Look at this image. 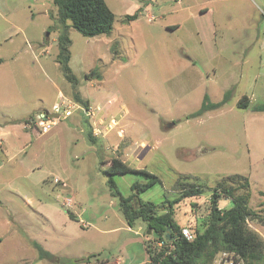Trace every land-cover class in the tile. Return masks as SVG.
Masks as SVG:
<instances>
[{"label": "rangeland", "instance_id": "1", "mask_svg": "<svg viewBox=\"0 0 264 264\" xmlns=\"http://www.w3.org/2000/svg\"><path fill=\"white\" fill-rule=\"evenodd\" d=\"M104 2L114 15L109 35L68 32L74 88L56 63L52 0H0V264H147L146 227H128L109 179L127 198L150 178L103 174L113 158L159 178L138 194L157 205L178 196L179 177H199L203 193L175 207L183 228L205 216L210 194L231 175L248 179L249 207L264 217V112L235 106L255 76L264 82V0ZM175 22L179 29L165 31ZM47 40L35 60L37 42ZM232 88L223 106L189 117L204 96L218 103ZM58 89L72 102L79 92L93 118L74 109L46 134L26 129L37 108L67 100ZM94 122L107 131L91 142ZM250 227L263 239L264 226ZM34 244L51 256L40 259Z\"/></svg>", "mask_w": 264, "mask_h": 264}, {"label": "trees", "instance_id": "2", "mask_svg": "<svg viewBox=\"0 0 264 264\" xmlns=\"http://www.w3.org/2000/svg\"><path fill=\"white\" fill-rule=\"evenodd\" d=\"M52 3L57 8L56 21L59 31L58 53L55 59L64 79L75 88L78 83L69 67L71 58L69 30L74 29L87 38L106 36L112 30L114 15L104 0H52ZM137 15L138 13L128 16V19H135ZM90 73H95V70ZM229 96L230 91H227L218 103H211L208 97L204 96L200 108L189 117H198L207 111L220 108L228 101ZM73 99L75 103L88 108V102L83 101L79 92L73 95ZM247 107L248 99L243 96L237 102L236 108ZM252 110L264 112V105L254 106ZM26 122L27 119L24 123ZM87 134L93 142L92 132L89 131ZM102 172L109 177L143 172L150 178L146 184H134L133 194L127 198L119 195L112 180L109 179L110 188L113 190L111 194L119 197V209L128 227H133L136 222H141L146 227L145 235L148 240L144 246L147 264H212L216 254L222 251L234 252L244 264H264V240L250 227L252 223L264 226V217L249 207V181L245 176L224 177L225 181L218 183L209 196L205 216L183 228L175 221V207L183 200L198 197L203 193L199 177L189 175L179 177L172 185V191L178 193V196L157 205L139 200L138 194L159 183L158 177L142 170H134L117 158L111 159ZM236 192L241 193L235 194ZM260 195L264 196V192ZM221 199L230 200L231 207L220 208ZM182 229L190 231L192 240H187L182 235ZM159 243L163 245L158 246ZM34 247L38 250L40 259L51 256L39 245L34 244Z\"/></svg>", "mask_w": 264, "mask_h": 264}, {"label": "built area", "instance_id": "3", "mask_svg": "<svg viewBox=\"0 0 264 264\" xmlns=\"http://www.w3.org/2000/svg\"><path fill=\"white\" fill-rule=\"evenodd\" d=\"M74 109H78L81 111L83 117L93 118L94 112L91 111L90 108H85L82 105H79L70 100L62 101L61 104H54L51 112H43L40 115H36V117H30L27 119V122L24 123L26 129L34 130L39 132L40 134L48 133L52 126L55 125L57 121L64 120L72 115V111ZM102 124L96 125L93 123L92 133L93 135L105 134L107 129L100 130ZM182 235L187 240H192V235L187 229H182ZM163 243H159L158 246H162ZM212 264H244V261L236 255L234 252L222 251L216 254Z\"/></svg>", "mask_w": 264, "mask_h": 264}, {"label": "crops", "instance_id": "4", "mask_svg": "<svg viewBox=\"0 0 264 264\" xmlns=\"http://www.w3.org/2000/svg\"><path fill=\"white\" fill-rule=\"evenodd\" d=\"M178 2L179 1H177V3L176 4H178ZM207 2L208 1H204V2H202L200 5H199V7H198V11H199V13L201 14L202 12H204V13H207L208 12V9H207ZM180 10H182V9H176L175 11H180ZM165 27V31H168V32H173V31H175V30H177V29H179V27H180V24H178V23H170V24H167V25H165L164 26ZM55 42H57V40H55ZM48 40L46 41V42H44V41H42V43H41V45H38V42H37V53L36 54H34V59L36 60V58H38V57H40L41 55H42V53L43 54H45V53H47V50H45V48H42V47H40V46H48ZM259 49H260V51H261V53H260V55H259V67H260V70L262 69V68H264V35H262L261 36V38H260V42H259ZM57 63V62H56ZM3 64V59L2 58H0V66ZM2 79H4V76H3V74H2V77H1ZM258 81V78H257V76H255L253 79H252V81H251V84H250V86H248V88L245 90V93L241 96V97H243V96H245L247 99H248V107H247V109H244V110H248V111H250V112H254L253 110H252V108L254 107V106H257V105H264V82H257ZM234 87H236V86H234ZM227 91H232V92H234V88H232V89H229V90H227ZM227 91H225L224 93H226ZM57 93H58V98H61V97H64V98H66L63 94H62V92H61V90L60 89H58L57 90ZM240 97V98H241ZM67 99V98H66ZM67 100H69V99H67ZM70 101H72V100H70ZM41 102V101H40ZM238 102V101H237ZM237 102H236V104H237ZM42 103V102H41ZM236 106V105H235ZM38 110H37V112H36V115H40L41 113H43V112H46L44 109H40V107L39 108H37ZM36 110V109H35ZM254 113H258V112H254ZM259 113H261V112H259ZM30 115H28L24 120H26V119H28V118H30L29 117ZM106 133V132H105ZM263 236V235H262ZM263 239H264V236H263Z\"/></svg>", "mask_w": 264, "mask_h": 264}]
</instances>
